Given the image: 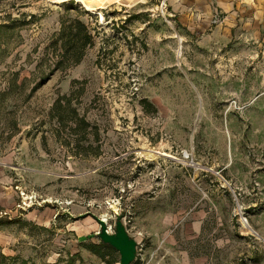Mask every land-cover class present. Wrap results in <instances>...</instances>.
Masks as SVG:
<instances>
[{"label":"rangeland","instance_id":"1","mask_svg":"<svg viewBox=\"0 0 264 264\" xmlns=\"http://www.w3.org/2000/svg\"><path fill=\"white\" fill-rule=\"evenodd\" d=\"M104 1L0 0V264H118L84 247L117 214L140 264H264V30L216 44L177 0ZM74 18L94 44L58 69ZM64 95L87 126L49 117Z\"/></svg>","mask_w":264,"mask_h":264},{"label":"crops","instance_id":"2","mask_svg":"<svg viewBox=\"0 0 264 264\" xmlns=\"http://www.w3.org/2000/svg\"><path fill=\"white\" fill-rule=\"evenodd\" d=\"M171 12L184 25H188L192 32L201 31V38L212 40L216 44L220 42L223 45L233 36L237 38L239 35L246 40L248 36H257L264 30V0H177ZM212 17L218 18L216 24L211 22ZM0 183L7 186L12 183L11 178L1 169ZM1 189L2 185L0 204H4L10 195L2 193ZM262 237L264 241V232ZM180 264L209 263L202 255L190 256L185 252L182 253Z\"/></svg>","mask_w":264,"mask_h":264},{"label":"trees","instance_id":"3","mask_svg":"<svg viewBox=\"0 0 264 264\" xmlns=\"http://www.w3.org/2000/svg\"><path fill=\"white\" fill-rule=\"evenodd\" d=\"M94 44V35L86 24L78 18L70 19L62 23L55 43H52L53 54L57 56L56 68L66 69L77 65L83 59L86 50ZM34 90V89H32ZM70 97L61 96L56 98L49 108V117L57 125L74 124L77 126H87L84 116H80L75 108L70 105ZM142 109L146 112L155 111V107L146 99L140 101ZM73 126V125H70ZM89 251L93 252L102 259H105V252L110 251L111 247L101 242L97 244L84 245Z\"/></svg>","mask_w":264,"mask_h":264},{"label":"water","instance_id":"4","mask_svg":"<svg viewBox=\"0 0 264 264\" xmlns=\"http://www.w3.org/2000/svg\"><path fill=\"white\" fill-rule=\"evenodd\" d=\"M95 219L99 225L96 235L100 242L110 246L119 253L118 264H131L136 257L138 242L128 233L122 220L123 216L116 215L113 232L108 231L106 221L101 217H95Z\"/></svg>","mask_w":264,"mask_h":264},{"label":"bare ground","instance_id":"5","mask_svg":"<svg viewBox=\"0 0 264 264\" xmlns=\"http://www.w3.org/2000/svg\"><path fill=\"white\" fill-rule=\"evenodd\" d=\"M49 1H51V2H63V1H67V0H49ZM74 1V0H73ZM75 1H77V2H79V3H82L83 4V6L85 7V9H87L89 12H91V13H95V14H97V13H100V11H99V9L102 7V6H91V5H89V4H87L86 3V0H75ZM106 1L107 0H105L104 1V3H106ZM113 1V3H118L119 1H121V0H112ZM135 1V0H134ZM144 151L143 152H140L141 154H143V156H145L146 158H148L149 160H151V159H155V157L157 156V153H155V152H153V151H151V150H145V149H143ZM139 153V154H140ZM160 154V153H159ZM163 155V154H162ZM142 156V157H143ZM26 194H24V196H25ZM24 199H26V197L24 198ZM104 218V217H103ZM105 219V218H104ZM241 221H242V224H243V226H245V227H249L248 226V223L246 222V221H244V219L243 218H241ZM253 232V231H252Z\"/></svg>","mask_w":264,"mask_h":264},{"label":"built area","instance_id":"6","mask_svg":"<svg viewBox=\"0 0 264 264\" xmlns=\"http://www.w3.org/2000/svg\"><path fill=\"white\" fill-rule=\"evenodd\" d=\"M211 22H212L213 24H216V23L218 22V18H217V17H212ZM21 194H22V198H23V200H26V199H24V192H22ZM239 213H240L241 215H243V214H244V211H242L241 209H239ZM242 218L244 219V221H247V220H246V217H242ZM138 256H139V253H138V251H137V253H136V257H135V260H134L131 264H140V263L138 262Z\"/></svg>","mask_w":264,"mask_h":264}]
</instances>
